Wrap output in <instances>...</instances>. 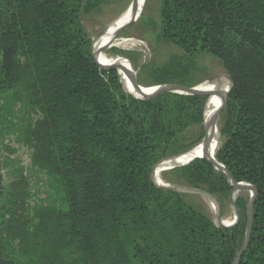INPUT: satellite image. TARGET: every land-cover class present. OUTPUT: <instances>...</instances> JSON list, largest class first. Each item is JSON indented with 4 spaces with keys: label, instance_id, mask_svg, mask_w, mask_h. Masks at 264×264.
Segmentation results:
<instances>
[{
    "label": "trees",
    "instance_id": "trees-1",
    "mask_svg": "<svg viewBox=\"0 0 264 264\" xmlns=\"http://www.w3.org/2000/svg\"><path fill=\"white\" fill-rule=\"evenodd\" d=\"M145 2L153 13H142L141 24L179 55L142 64L144 85L194 86L191 65L204 55L231 79L217 103V144L214 131L209 149L161 177L207 191L220 209L236 183L252 184L251 233L239 264H264V0ZM106 3L0 0V92L7 93L0 110L2 118L9 114L3 132L12 127L31 150L24 186L21 170L3 195L0 264H232L248 201L237 196L238 221L220 227L197 194L152 176L157 163L202 142L212 88L136 94L130 76L140 54L112 49L127 60L115 62L105 52L114 45L102 38L93 54L85 20ZM16 103L38 118L14 125ZM1 171L0 158V196Z\"/></svg>",
    "mask_w": 264,
    "mask_h": 264
},
{
    "label": "rangeland",
    "instance_id": "rangeland-1",
    "mask_svg": "<svg viewBox=\"0 0 264 264\" xmlns=\"http://www.w3.org/2000/svg\"><path fill=\"white\" fill-rule=\"evenodd\" d=\"M132 0H108V3H106L99 11L93 13L90 17H88L85 20V25L87 30L90 32L92 40H96L109 26V24L116 19L130 4ZM144 4L141 3L138 9V12L135 13L132 21L129 23L126 29H124L120 34L119 37L116 39H112L113 41H119L124 40L127 38H136L140 40L137 44H134L130 46L129 49H121L119 47H109L105 50L107 54L110 56L114 55H121L118 53L115 54L112 52V49L116 50H122L124 52H131L133 54H140V63L136 66L132 65L133 67V74L130 77H134L136 83L141 87H148L144 85L143 80L147 79V77L144 75L143 70H141V65L144 63L149 62L151 59L159 58L161 60H164L165 57L172 53L179 55L176 48L170 46V45H159L156 44V42L153 39V35L150 32H147V29L141 24V14L145 13L149 16H152V13L150 10L145 8V2ZM113 31V30H112ZM110 31L109 33H111ZM146 44V47H148L147 54H144L142 51ZM101 50H104L102 47H100ZM155 51L158 52L157 55L154 53ZM124 57V56H123ZM191 70L189 72L188 78L192 82H194V85H199L203 82H211L212 80H218V83L224 81L227 83L226 73L221 68L219 62L215 59H212L211 57L204 55L196 60L193 61L191 65ZM218 86L215 85L212 88V93H214V89ZM210 95V96H211ZM7 93H1L0 92V105L4 103L6 99ZM2 106V105H1ZM9 106V105H8ZM7 106V107H8ZM4 107V108H7ZM7 111H10L9 107L7 108ZM211 111V110H210ZM11 113H14V119L12 122H15L14 125L18 124L20 126H23L27 123L33 122L35 119L38 118V113L30 108L28 105H24L23 103H16ZM1 110H0V117L1 121H4L3 127L0 123V158H1V166L3 174V179L1 181V196H0V207L3 205L4 196L8 194L10 190V185L12 184V177L19 174V171L22 172L19 174L20 179L22 176L26 177L28 176V169L30 166V153L31 150L26 145L22 144L19 140V137L17 136L18 133L15 129H12V127H6V130H10V133L3 132L4 125L6 122H8V116L5 118H2L1 116ZM17 125V126H18ZM15 131V132H14ZM161 173V172H160ZM44 177V175H42ZM23 180L20 181V186ZM24 186V185H23ZM185 187V186H182ZM36 189V188H35ZM40 190H43L42 188ZM27 193V192H26ZM195 194V193H193ZM4 195V196H3ZM200 200L207 206V209L212 216L213 220L215 221V215L213 211L212 204H210V200L203 196L199 195ZM240 197H243L246 201H249L250 199V190L247 188L241 189L238 192V195ZM236 196V197H237ZM8 197V196H7ZM31 203V202H30ZM29 204V203H28ZM222 219H228L232 216L233 209L231 208L228 202H224L222 205V208L220 209Z\"/></svg>",
    "mask_w": 264,
    "mask_h": 264
},
{
    "label": "water",
    "instance_id": "water-1",
    "mask_svg": "<svg viewBox=\"0 0 264 264\" xmlns=\"http://www.w3.org/2000/svg\"><path fill=\"white\" fill-rule=\"evenodd\" d=\"M138 4H139V0H134L133 1L132 7H131V11L129 13V18L127 19V21H125L124 23H122L121 25H119L114 30V32H113V34L111 36V39L118 38L119 37V34L129 25V23L132 21L134 15L136 13V10L138 8ZM93 54L96 57V51H95V48H94V41H93ZM114 57H115V60H114L115 62L121 61V62L124 63V62L127 61L126 58L123 57V56H121V55H114ZM115 62L113 63V65L116 68L117 66L115 65ZM226 78H227L228 87L223 92H221L220 94H218V97L220 98V100L223 99V97L225 96V94L227 93V91L229 90L230 85H231V79H230V77L226 76ZM131 80L136 85L135 86V89L140 92L139 94L140 95H144V96L149 97V98L155 97L158 94L164 93V92H174V93H180V94H186V95H194V94H203V93H206L208 91L207 89H200V88H198V85H194V86H191V87H187V86H183V85H180V84L166 83V84L148 86L146 88H152V90H151V92L145 93V92H142V89L143 88L136 83L134 77H131ZM120 81L122 83L121 78H120ZM210 83H211V86H214L215 84H218V80H216V79L215 80H212ZM122 85H123V83H122ZM211 93H212V91H211ZM211 93H210V95H211ZM205 115H206V108H205ZM218 115H219V110H218ZM207 126H208V130L216 131L215 141H214V143L216 145L217 142H218V139H219L218 126L217 127H214L212 125L211 118L209 120H207ZM207 132L205 133L204 137L206 136ZM202 141H203V139H202ZM211 143L210 144H207V145H205L203 143H200L198 145H201L202 151H205V150H207V149L210 148ZM197 146L193 147L192 149H190L186 153L181 154V155H179L177 157H173V158H178V157H181L183 155L189 154ZM171 159L172 158H168V159H166L163 162L157 163L153 167L152 176L155 178V172L156 171L169 170V169H172V168H174L176 166L185 165V164H171V165H167L166 163L168 162V160H171ZM161 183H162L161 185H163L164 187H166L168 189H171V190H176V191H180V192H187V193H195V194H199V195H203V196L207 197L210 200V202L212 204V207H213V211H214V215H215V221L214 222H215V224L217 226H220V227H231V226H233V225L236 224V222L238 221L239 216H240L239 215V210H238V208H237V206L235 204V199H236L237 193L241 189H244V188H247V189L250 190V199H249V201L247 203V224H246V229H245V235H244L243 244H242L241 249L238 251V253L236 254L235 258L232 261V264H239L241 255L246 250V248L248 246L249 239H250L251 223H252V205H253L254 197H255V194H256V190H255L254 186L252 184H250V183H247V182H238V183H236L233 186V188H232V190L230 192V196H229V204H230L231 208L233 209L234 219H233V221H232L231 224H225L223 222L224 220L222 219V216H221L219 203L217 202V200L215 199V197L213 195H211L210 193H208L207 191H205L203 189H199V188H194V187L173 186V185L168 184L165 181L164 182H161Z\"/></svg>",
    "mask_w": 264,
    "mask_h": 264
},
{
    "label": "bare ground",
    "instance_id": "bare-ground-1",
    "mask_svg": "<svg viewBox=\"0 0 264 264\" xmlns=\"http://www.w3.org/2000/svg\"><path fill=\"white\" fill-rule=\"evenodd\" d=\"M133 1L134 0H132V2H130V4L127 6V8L116 19H114L109 24V26L100 35V37L98 39L102 38L104 41H106L107 43H109L111 45L124 47V48H127V47L130 48V46H132L134 44H137L140 41V40H138L136 38H127V39L119 40V41H113L111 39V36H112L114 30L119 25H121L122 23L127 21V19L129 18V13L131 11V7H132V4H133ZM141 1L142 0H139L138 7H139ZM110 31H112V32L109 33ZM98 39H96V40H98ZM96 40H94V48H95V50H97V46H96V43H95ZM130 83H131V85L133 87V91L136 94H139L140 92L135 89L136 85L134 84V82L131 80ZM215 85H217V84H215ZM214 86H211L210 82H203V83L198 85V88H200V89H204V88H208V87L213 88ZM227 87H228V84L225 83L224 81L220 82V84L218 83V86L214 89V93L210 96V98L208 99V101L206 103V106H205V108L207 107L206 108L207 115H209L210 118L212 116V119H213V124L212 125L214 127L218 126V117H219V115H218L217 103H218V101L220 99L218 97V94L223 92ZM142 88H143L142 92H145V93L151 92V90H152V88H146V87H142ZM213 133H214V131L209 130L208 133L206 134V136L203 138V141L201 143L207 145V143L209 142V140H210V138H211ZM215 134H216V131H215ZM201 151H202L201 145H198L196 148H194L193 151H191V153L183 155V156L178 157V158H172L171 160H168V162L166 164L167 165H171V164H186V163L190 162L192 159H194V157H196ZM160 172L161 171H156L155 174H157V176L159 178L158 180H159L160 184H162L161 182H164V180L162 179ZM237 195H238V193H237ZM232 218L234 219V214H232V216L230 218H228V219H223L224 220L223 222L225 224H230L228 222H230Z\"/></svg>",
    "mask_w": 264,
    "mask_h": 264
},
{
    "label": "built area",
    "instance_id": "built-area-1",
    "mask_svg": "<svg viewBox=\"0 0 264 264\" xmlns=\"http://www.w3.org/2000/svg\"><path fill=\"white\" fill-rule=\"evenodd\" d=\"M142 49H143V51H142V52H143L144 54H147V53H148V52H147V50H148V47H146V44H145L144 48H142Z\"/></svg>",
    "mask_w": 264,
    "mask_h": 264
}]
</instances>
